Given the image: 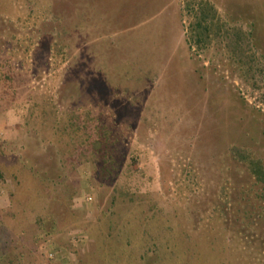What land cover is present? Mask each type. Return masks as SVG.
<instances>
[{"label": "rangeland", "instance_id": "1", "mask_svg": "<svg viewBox=\"0 0 264 264\" xmlns=\"http://www.w3.org/2000/svg\"><path fill=\"white\" fill-rule=\"evenodd\" d=\"M0 125V264H264V0H0Z\"/></svg>", "mask_w": 264, "mask_h": 264}, {"label": "trees", "instance_id": "2", "mask_svg": "<svg viewBox=\"0 0 264 264\" xmlns=\"http://www.w3.org/2000/svg\"><path fill=\"white\" fill-rule=\"evenodd\" d=\"M203 18H205V15H203ZM198 27L199 28L196 30V32H197V35L198 34L200 35L203 32V29L204 28L206 29V27L201 26V23L198 24ZM205 29H204V31H205ZM233 154L240 161L244 162L247 165V167L250 170L251 174L254 176L256 183L261 185L262 186V190L264 191V162L261 159L255 157L253 154H251L250 152H248L247 150H245L243 148H239V147L234 148ZM57 165L58 166L62 165V164H60V160L58 158H52L51 163L47 164V169L48 170L47 169L44 170V167H39L38 163L34 164V166L31 165V169H33L32 171L36 175H41L44 171H46V173H48V174H46L47 176H45V178L42 177L43 180L49 181V182H53V181H55L56 178H53L51 175L50 176H48V175L50 174V172H52L55 169L54 166H57ZM262 197L264 198V193L262 194ZM153 250L154 249H152L151 251H153Z\"/></svg>", "mask_w": 264, "mask_h": 264}, {"label": "crops", "instance_id": "3", "mask_svg": "<svg viewBox=\"0 0 264 264\" xmlns=\"http://www.w3.org/2000/svg\"><path fill=\"white\" fill-rule=\"evenodd\" d=\"M26 134L27 130L24 126L21 128L18 127V129H11L0 125V164L6 163L5 160L2 159L4 153H6L7 150L13 153L14 150L19 148L20 146L18 145V142L21 141ZM9 191L10 189L7 184H5L2 171L0 170V197L6 196ZM1 205L2 204H0V206Z\"/></svg>", "mask_w": 264, "mask_h": 264}, {"label": "built area", "instance_id": "4", "mask_svg": "<svg viewBox=\"0 0 264 264\" xmlns=\"http://www.w3.org/2000/svg\"><path fill=\"white\" fill-rule=\"evenodd\" d=\"M94 200V196L93 195H89L87 197V201H93ZM83 238L86 237L87 239L89 238L88 235L86 233H82L81 235ZM81 236H78V241L81 240ZM86 239V240H87ZM58 252L54 251V250H51L47 253V257L50 259V260H56V257H57V254Z\"/></svg>", "mask_w": 264, "mask_h": 264}]
</instances>
